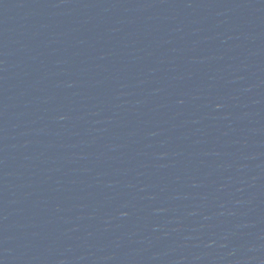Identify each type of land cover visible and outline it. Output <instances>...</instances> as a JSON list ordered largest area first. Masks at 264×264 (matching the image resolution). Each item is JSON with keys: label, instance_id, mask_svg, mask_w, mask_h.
Wrapping results in <instances>:
<instances>
[{"label": "water", "instance_id": "95a60500", "mask_svg": "<svg viewBox=\"0 0 264 264\" xmlns=\"http://www.w3.org/2000/svg\"><path fill=\"white\" fill-rule=\"evenodd\" d=\"M0 264H264V0H0Z\"/></svg>", "mask_w": 264, "mask_h": 264}]
</instances>
